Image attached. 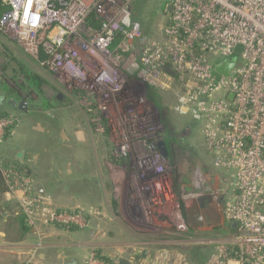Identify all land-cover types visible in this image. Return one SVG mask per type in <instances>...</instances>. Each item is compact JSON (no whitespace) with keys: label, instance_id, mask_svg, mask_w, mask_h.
Wrapping results in <instances>:
<instances>
[{"label":"built area","instance_id":"2783aa9c","mask_svg":"<svg viewBox=\"0 0 264 264\" xmlns=\"http://www.w3.org/2000/svg\"><path fill=\"white\" fill-rule=\"evenodd\" d=\"M133 1L0 0L10 8L0 29L37 60L42 53L41 65L84 110L91 129L112 139L115 161L123 162L115 194L127 198L129 186L132 210L148 225L163 227L168 218L183 231L172 173L160 149L162 112L144 87L172 91L181 110L204 124L214 169L231 177L222 205L232 232L206 264H264V0H165L173 11L160 41L143 39L132 19ZM230 61L235 67L228 76L216 73ZM13 121L0 119V141ZM196 178L201 193L184 194L183 201H211L201 191L207 178L200 169ZM22 184L9 183V192L22 195L30 227L63 225L68 217L71 227L87 228L78 220L89 212L53 211L31 179Z\"/></svg>","mask_w":264,"mask_h":264},{"label":"crops","instance_id":"0c3cea01","mask_svg":"<svg viewBox=\"0 0 264 264\" xmlns=\"http://www.w3.org/2000/svg\"><path fill=\"white\" fill-rule=\"evenodd\" d=\"M168 4L169 2H166L165 6ZM167 16L166 24L170 21V15L167 14ZM132 19L139 23L134 17ZM3 78L6 80L5 76ZM5 82L0 84L2 87L0 111L17 113L22 118L25 128L20 129L19 136L17 133L13 134L0 145V169L18 167L31 174V169L35 166L37 168L40 165L42 172H46L49 167H52V188L56 196L59 197L58 194L64 193L71 205L70 207L58 206L59 209H74L82 204H92L103 210L102 215L105 221L101 224V228L108 233V236L113 235V229L115 233L122 235L115 236L114 239L104 235L98 240H93L88 235L91 228L82 231L55 229L51 231L54 240L49 249H53V251L47 255L48 259L52 260L54 264H81L87 260L91 250H95L99 259L102 258L109 263L111 258L118 257L120 264L121 260L124 262L123 264L127 262L128 264H137L138 262L144 264L150 258L153 259L154 264L155 262L156 264H183V238L181 240L174 237H153L137 231L128 232L123 226L116 224L109 226L106 223V221L109 222L110 214L113 213V209L109 208V200L113 199V187L116 186L118 179L115 175L112 176V173H118L119 165L115 160L108 159L105 138L100 135L95 138L91 134L92 129L88 116L74 99L68 95L61 96V99L56 97V100L53 101L46 98L49 102V107H47L34 94L29 95L26 92L22 95L23 90L17 87L10 88V84ZM24 100H27L28 103L26 112L12 106L14 101ZM65 110L68 111L66 114H57L59 111ZM23 135H26V138L22 139ZM18 140H20L19 145H15ZM66 141L69 142L67 146L65 145ZM37 184L40 183L35 182V186ZM19 194L20 192H17L15 196ZM10 195L12 194L7 191L0 196V220L1 217L4 218V230L0 231L3 233L0 235V240L10 242V233H12L16 235L17 241L25 240L31 243L35 236L33 235L34 230L33 233L23 236L17 227L9 226L10 220L16 217L13 214L15 207L9 202ZM117 205V202L113 201L112 206L117 208ZM206 227L209 230L212 226L209 223ZM229 228L232 231L233 227L230 224H228ZM144 243L148 244L151 249L155 246L165 249H160L159 255L153 253L156 251L149 249L143 258L142 254L145 249L141 245ZM175 244L180 247L176 248ZM172 247L175 249L173 250ZM112 248L115 250L114 253L109 252L113 251ZM189 262L197 264L198 260L192 258V261Z\"/></svg>","mask_w":264,"mask_h":264},{"label":"rangeland","instance_id":"374dc122","mask_svg":"<svg viewBox=\"0 0 264 264\" xmlns=\"http://www.w3.org/2000/svg\"><path fill=\"white\" fill-rule=\"evenodd\" d=\"M165 0H134L132 5V17H134L138 22L141 24L142 32H143V39L145 41H160L162 39V30L168 21V16L165 12ZM4 35V34H3ZM1 41L4 42L22 61L23 63L31 70H33L35 73L39 74L43 80L45 81V85L43 87V95L45 98L53 101L56 100L55 98L57 96H67L66 91L64 88L57 83V81L54 79L53 75L49 71L48 67L41 65V60L34 58L32 55H30L26 50L18 44L16 41L10 39L8 36L4 35L0 37ZM3 58L0 56V65L4 61H2ZM10 70L7 72V75H5V79L0 75V84L6 83L5 81L10 84V88L17 87L18 89L23 90L24 93H21L24 95L26 91L22 89L18 83L10 77ZM16 88V89H17ZM36 96V95H35ZM37 97V96H36ZM38 98V97H37ZM30 99V98H29ZM27 102V100H24ZM157 101L159 103V110L162 112V114L165 117V129L172 130V133H175L176 137L178 138L177 145L180 147L177 151H174V156L172 160H169L168 166L170 168V172L172 173V180H173V191L176 194L177 197V203L180 206L181 209V217H182V225L183 221L186 226V229L183 231H178L177 227L172 225L171 222H169V219L167 218L164 220V225L158 226V225H151L147 224V222L144 220V217L138 212L137 210H132V204H131V195L132 190L129 189L128 186V180L129 175L127 174L125 176L124 181V195L121 198L115 194V189L118 190V186L113 187L114 191L112 193V200H109V208L113 209V213L110 214V218L108 215V218L110 219L109 222L106 221V223L109 226H114L116 224L117 226H123L126 228L128 232L131 231H137L141 234H149L153 237H159V238H165V237H174V238H183V264H190L189 261H192V256L190 254V249L192 248H204L211 250L209 248H213L212 254L216 251V248L220 246L224 240H227L229 237L231 231V228L228 229V223L225 222L223 218V205L222 203H219V199L223 197L225 200V194L229 192L228 184L231 177L228 175L225 176L224 172H218L213 167V157L209 154V152L206 149L205 145V139L203 135V129L204 124L202 121H197L196 118L191 115V113L187 112L185 113L183 110H181V107L179 105L178 98L172 91H160V96L157 98ZM68 111H59V113L66 114ZM12 118H17V121H13L12 128L3 133V136L0 141V145L4 143L6 138L9 136H13V134L20 133L21 128H25V125L22 121V118L18 116L17 113H11ZM191 124L193 127L192 129L188 130L190 133L187 135H183L185 129H187V125ZM50 129V128H49ZM93 132V133H92ZM91 134L93 136H98L93 130ZM30 134V133H28ZM17 136V138H18ZM100 137V136H99ZM105 139V144L107 147V154L109 160H115V147L112 142V139L108 135H102ZM186 138L183 141V138ZM26 138V135L22 136V139ZM64 139V138H63ZM68 139V138H67ZM70 141V140H68ZM68 141L65 142V145L69 143ZM20 140L15 145H19ZM61 145H63L61 143ZM24 146V145H23ZM18 149L19 146H17ZM122 161H117V164H122ZM38 170H36V166L31 169V176L28 179H31L34 183L39 182L43 188L46 191L45 198L49 200L50 202V208L54 210H61L65 213L67 212H75L78 208H81L82 210H85V212H89L88 215H82L81 220H78V223L81 225L87 223V228H91L92 230H88V235L91 236L93 240H98L102 236H108V233L105 232L101 228V224L105 221L103 217V210L94 207L92 204H86V205H80L74 209H59L60 207H70L69 201L67 200L68 197L64 193L58 194L56 196L52 186H53V175H52V167L48 168V171L42 172L40 168V165ZM30 169V168H29ZM115 169V168H114ZM200 169V171L204 174V176L207 178V183L205 184L204 188L201 191H205V193H208L206 195H210L213 197V199L209 203V208L204 210V217L208 215H213L212 221L209 222L212 227L207 229L208 227H205L209 223L205 224L202 229H195L189 227L185 220V216L183 214L182 210V204L185 205L187 208L188 204L191 203L188 201H183L182 196L184 193L177 194L175 189L182 188L183 181H186L187 184V190L188 193H196L199 192L197 188V171ZM43 170V169H42ZM116 173V172H115ZM116 176L117 174L112 173V176ZM175 177H178L177 180H175ZM117 182V181H116ZM23 188L26 187L25 184H22ZM57 185V184H56ZM128 190V191H127ZM201 193V192H199ZM187 194V193H185ZM117 195V196H116ZM22 195H10V201L11 204L16 208L20 210V201H21ZM117 202V208H114L112 206V203ZM68 214V213H67ZM157 217V220L160 221L162 218H159L157 214H155ZM3 219L1 217L0 220V231L4 230L3 225ZM162 222V223H163ZM68 217H66V222L63 225H58L57 223H40L36 229H34V239L33 241H17L16 235L10 233V242H3L0 240V263L1 264H54L52 260L48 259L49 253H52L53 249L50 250L49 247L52 246L54 236L52 237V230L55 229H62V230H68V229H75L78 231H82L87 228H80L79 225L75 227H71L70 224H68ZM156 226V227H155ZM227 227L226 229L224 227ZM33 233V232H32ZM113 235L108 236V238L114 239L116 237H120V233H115L114 229L112 231ZM3 233L0 232V235ZM126 234V232H125ZM122 236V235H121ZM12 240V241H11ZM126 240V239H125ZM182 240V239H181ZM141 246H144L145 251L147 250H153L156 252V255H159L158 252H160V249H165L163 247H151L144 243ZM176 248L180 247V245H174ZM143 248V247H140ZM113 249V248H112ZM174 250L175 248L172 247ZM189 249V250H187ZM159 250V251H158ZM109 252H115L109 251ZM189 252V253H187ZM166 254V253H165ZM100 255V254H99ZM139 255H141L139 253ZM154 256V255H153ZM152 256V257H153ZM94 258V259H93ZM161 258V257H160ZM112 259V260H111ZM109 261L112 264H117L118 257L111 258ZM191 259V260H190ZM159 260V259H158ZM101 261V259H100ZM99 258L97 256V253L95 250H91L87 260L81 264H103V262H100ZM139 264V262H138ZM144 264H154L153 259L150 258L149 261L145 262ZM156 264V262H155Z\"/></svg>","mask_w":264,"mask_h":264},{"label":"trees","instance_id":"16d2710c","mask_svg":"<svg viewBox=\"0 0 264 264\" xmlns=\"http://www.w3.org/2000/svg\"><path fill=\"white\" fill-rule=\"evenodd\" d=\"M137 1V0H136ZM10 8L7 4L4 2L0 3V24L2 21V18L9 12ZM3 35L1 29H0V37ZM0 56L3 58L2 65H0V75L4 77L7 75V72L10 70V77H12L18 85L24 89L27 94L29 95H36L38 100L45 106L49 107V102L46 100V98L43 95V87L45 85V81L43 78L35 73L33 70L29 69L23 61L0 39ZM41 60H44V56L41 53ZM2 87L0 86V93H1ZM147 96L150 101L155 103L157 107L159 106V103L157 101V98L160 96V90L148 86L147 87ZM11 116V113L7 111H0V119H8ZM12 128L10 126L7 131H9ZM4 172L8 174V178L4 175ZM10 173H15L16 178L9 176ZM30 177V173L27 171H24V169H20L18 167L15 168H7V169H0V196L9 191V183L14 184L15 180L22 184V181L24 179H28ZM178 177H175V180H177ZM177 194L181 193H188L187 190V184L186 181H183L182 188L175 189ZM185 205L182 204V210L184 213ZM13 214H15V218L10 220L9 226L17 227L18 231L21 233V235L25 236L29 233L33 232V228L30 227L26 221V216L23 213V211L19 209L14 210ZM204 249V248H192L190 249V254L193 258H196L198 260L197 264H206V261L208 257L212 254L213 248ZM102 259V258H101Z\"/></svg>","mask_w":264,"mask_h":264},{"label":"water","instance_id":"95a60500","mask_svg":"<svg viewBox=\"0 0 264 264\" xmlns=\"http://www.w3.org/2000/svg\"><path fill=\"white\" fill-rule=\"evenodd\" d=\"M173 11V7L172 5L168 4L165 6V12L168 15H171ZM242 52V49L240 47H238L236 49V53L240 54ZM235 67V63L230 61L227 63H224L222 65H219L215 68L216 73H218L219 75L222 76H228L231 71L234 69ZM147 88L146 86L144 87V91L146 92ZM58 99H61V96H57ZM12 106L14 108H17L20 111L26 112L28 110V103L26 101H14L12 103ZM160 149L163 153V155L166 154V146L165 143L162 142L160 144ZM35 190L36 193L39 196H45V191L43 189V187L41 186V184H37L35 186ZM206 201H210V197H203L200 198L198 200H194L192 201V203L185 208V220L187 222L188 225L194 227V228H200L202 226H204L205 221H204V216H203V212L202 210L205 207ZM146 251H143L142 257L145 258L146 256ZM124 262L121 260V264H123Z\"/></svg>","mask_w":264,"mask_h":264},{"label":"flooded vegetation","instance_id":"af4514ba","mask_svg":"<svg viewBox=\"0 0 264 264\" xmlns=\"http://www.w3.org/2000/svg\"><path fill=\"white\" fill-rule=\"evenodd\" d=\"M160 90V89H159ZM161 91V90H160ZM161 119L163 120V122H165V117H164V115L162 114V117H161ZM192 125L191 124H189V125H187V129H185V131H184V133H183V135H187L188 133H190L188 130H190V129H192ZM172 130H167L166 131V129H165V131L163 132V136H162V141H161V143L162 142H164L165 143V146H166V154L164 155V157L168 160V162H169V160H172L173 159V156H174V151H177L178 149H180V147L177 145L178 143H176V142H178L179 140H178V138L176 137V135H175V133H172L171 132ZM186 138H188V137H186ZM185 137L183 138V141L186 139ZM222 201H223V198H220L219 199V203H222ZM206 205H209V202L208 201H206ZM206 209H208V207L206 208ZM205 209V210H206ZM203 213H204V210H203ZM184 216H185V209H184ZM203 216H204V214H203ZM212 218H213V215H208V216H206V217H204V221H205V224H207V223H209V222H211L212 221ZM204 224V225H205ZM207 226V225H206ZM205 226V227H206ZM189 227H191V228H194V227H192V226H190L189 225ZM204 226H202V227H200V228H203ZM200 228H195V229H200ZM102 261L104 260V259H101ZM104 262V264H112V263H109V262H105V260L103 261ZM138 262V261H137ZM117 264H120V262L118 261L117 262ZM126 264H128V262L126 263ZM138 264V263H137Z\"/></svg>","mask_w":264,"mask_h":264},{"label":"bare ground","instance_id":"6f19581e","mask_svg":"<svg viewBox=\"0 0 264 264\" xmlns=\"http://www.w3.org/2000/svg\"><path fill=\"white\" fill-rule=\"evenodd\" d=\"M118 180H121L120 177L118 178ZM147 217V216H146Z\"/></svg>","mask_w":264,"mask_h":264}]
</instances>
